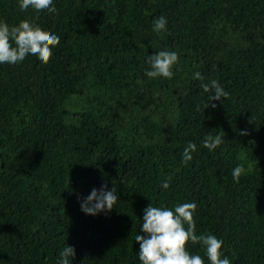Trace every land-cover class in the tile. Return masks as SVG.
Instances as JSON below:
<instances>
[{
	"label": "trees",
	"instance_id": "16d2710c",
	"mask_svg": "<svg viewBox=\"0 0 264 264\" xmlns=\"http://www.w3.org/2000/svg\"><path fill=\"white\" fill-rule=\"evenodd\" d=\"M54 6L36 13L0 0V21L31 20L60 37L47 64L34 55L0 64V264H58L66 245L70 264H140L135 236L149 203H195L197 235L222 239L230 264H264V0ZM159 51L178 54L171 79L145 75ZM213 79L227 99L203 91ZM217 134L220 146L203 147ZM102 184L116 187L117 203L86 215L80 200ZM188 251L210 264L201 245Z\"/></svg>",
	"mask_w": 264,
	"mask_h": 264
},
{
	"label": "clouds",
	"instance_id": "9594fccd",
	"mask_svg": "<svg viewBox=\"0 0 264 264\" xmlns=\"http://www.w3.org/2000/svg\"><path fill=\"white\" fill-rule=\"evenodd\" d=\"M21 11L33 9L36 13L47 10L55 13L54 0H19ZM168 21L165 16L158 17L153 24V31L161 33L166 30ZM60 37L43 30L31 20H22L16 26H9L0 21V64H18L26 56L34 55L43 63H49L52 57V49L59 45ZM148 69L145 75L155 79L163 77L171 79L174 75L173 67L178 63V54L173 51H159L146 58ZM194 79L203 81L201 73H194ZM205 93L212 91L211 101L222 98L227 99L228 92L217 80L210 83H201ZM211 103L205 106L209 107ZM214 108L215 104H211ZM240 135H248L247 131H241ZM224 140L217 135H207L203 141V147L209 151L215 150ZM196 144L189 142L182 155V163L187 165L192 160V153L196 151ZM245 172L243 164L237 165L232 171L235 182H239ZM171 177L162 182V188L168 189ZM117 189L112 187L107 190V185H101L99 189L93 188L87 197L80 200V208L86 215L95 216L101 212H110L117 203ZM195 203L177 204L173 209L167 207H154L151 203L144 209L141 233L135 236V242L139 244L138 259L140 264H204V259L198 254H190L188 245L199 244L205 250V255L210 264H230L229 259L221 251L224 241L212 234L196 233V221L194 213ZM58 264H70L75 257V249L66 245L59 252ZM223 257V258H222Z\"/></svg>",
	"mask_w": 264,
	"mask_h": 264
}]
</instances>
